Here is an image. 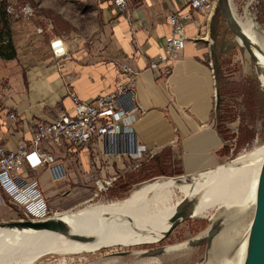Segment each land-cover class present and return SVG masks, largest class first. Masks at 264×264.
I'll return each mask as SVG.
<instances>
[{
  "label": "crops",
  "instance_id": "crops-1",
  "mask_svg": "<svg viewBox=\"0 0 264 264\" xmlns=\"http://www.w3.org/2000/svg\"><path fill=\"white\" fill-rule=\"evenodd\" d=\"M237 2L232 4L238 10ZM97 3L108 11L107 38L99 45L100 59L66 57L60 64L54 60L32 67L19 86L21 90L17 87V94L12 93L9 101L11 107L7 109L14 117L10 119L6 109L1 112L0 142L6 147L27 144L37 122L49 121L62 111L70 112L67 90L82 100L110 91L124 80L119 64L125 62L137 70L134 91L142 112L133 122V132L145 151L139 161L125 156L105 159L96 144L75 153L57 152L64 169L62 178L52 180L43 167L30 172L49 207L68 204L69 182L88 185L92 177H113L110 191L119 195L143 182V175L153 168L195 174L218 167L229 146L221 135L228 131H220L212 115L215 81L207 60L211 46L214 53L220 50L214 32L218 15H223L215 2L206 13L191 12L186 0H128L123 13L115 11L108 0ZM242 3L239 11L244 16L250 4L264 6L263 0ZM170 11L189 13L184 22L187 38L170 70L159 76L158 69L147 67V60L162 50L169 33L166 14ZM12 207L17 206L0 195V222L17 219Z\"/></svg>",
  "mask_w": 264,
  "mask_h": 264
},
{
  "label": "rangeland",
  "instance_id": "rangeland-1",
  "mask_svg": "<svg viewBox=\"0 0 264 264\" xmlns=\"http://www.w3.org/2000/svg\"><path fill=\"white\" fill-rule=\"evenodd\" d=\"M242 1L245 2L246 0H238L237 3L240 5V8L238 6L237 10L235 8L236 4H232L233 2L235 3V0L232 3L229 0L228 4L232 18L237 21L239 28L242 26L241 22H246L249 26L255 25L256 28L254 30L264 37V18L262 17L264 7L252 3L253 5L250 4L244 16V13L239 11L243 6ZM25 4L31 8V13L27 16L20 13V8ZM5 5L12 6L13 14H5ZM106 11L97 3V0H0V34L9 37L14 49V57L12 59L4 60L0 58V115L3 113V109L7 110L6 114L11 112V109H7V107H11L8 104L12 93L17 94V92H14L17 87L18 90H21L19 86L21 87V83L25 82L26 73L38 64L45 65L49 62H54L56 52L63 51L65 58L79 56V60L100 59L101 50H99V45L106 43L107 38L106 15L108 11ZM221 22H224V24H221ZM217 23L214 38L217 41L216 47L220 50L216 51L214 56L211 57L209 49L207 62L211 69L212 79L215 81V88H221L224 89L223 91H226L223 96H219L220 100L217 112L214 110V96L212 97V115H214V122L217 126L219 123V119H217L218 109L219 113L222 114V111L225 113L226 109L229 108L227 111L229 121L227 120L228 122L225 125L228 128L225 143L229 144V146L226 153L219 160L221 165H226L234 161L241 154L264 145V80L258 78V72L254 66L255 61L252 52L254 53L256 48H250V51H247L243 45H238L237 37L228 27L223 15H218ZM246 37L248 36L245 34ZM55 41H58V46L54 47L52 43ZM244 41L246 42V40ZM246 43L248 44V42ZM178 56L176 59H178ZM173 62L171 61L169 65ZM160 64H158L157 69L159 71L162 68L165 69L159 75L162 76L170 68L168 67V63H166V67H164L165 63H163V66H160ZM52 153L58 159L57 151H52ZM142 158L143 155L138 158V161ZM191 173H180L175 168H153V170L143 175V182L119 195L111 192V188L109 187L106 192L93 196L95 192L94 179L97 178L92 177L88 185L79 181L69 182L67 186L70 189L67 191V193H70L68 204H63L60 208L48 206V217L55 216L54 218L60 219L67 214L81 212V210L89 205H109L114 202L123 201L134 190L144 184L155 181H168L169 178L181 177L182 179H191L185 181V184L190 185L194 180H197L196 176L201 172ZM167 193L162 203L164 207L174 206L175 202L179 201L182 197L180 190L175 186H171ZM10 206L13 205L10 204ZM12 208L16 213V220L27 219L22 217L20 209H17V207ZM62 210H65L64 213L52 214L53 211ZM250 211L247 212L245 217L247 223L251 218ZM207 213L206 216L189 217L178 222L166 236L153 243L133 244L134 246L127 245L130 247H121L119 245L114 248H103L94 254L85 255V259L83 260H77L78 258L75 257L73 259L74 262H72V257L66 256V258H63L57 254H49L41 258L36 264H92L98 262L100 259L107 260L108 258H118L123 263H128L130 261V253L135 250L144 251L149 248L165 246L163 248L165 252L171 247L184 244L186 240L198 237V235L208 231L211 227V223L213 222L211 216L214 214L217 217L214 220L220 221V223L217 222L215 225L217 228L230 224V222L225 223L221 219L226 214L224 209L217 210V208H212ZM10 221L6 220L0 223ZM213 243L215 244V241ZM213 243L208 245L207 240H200L193 245L186 246L189 250L187 252V249H185L183 256H178L181 253L177 252L175 258L162 257L164 260L162 259L160 264H202L208 252L217 251V248L213 250ZM164 252L160 255L144 256L150 258L159 257L161 259L160 256L165 254ZM62 259H65V261L62 262Z\"/></svg>",
  "mask_w": 264,
  "mask_h": 264
},
{
  "label": "bare ground",
  "instance_id": "bare-ground-1",
  "mask_svg": "<svg viewBox=\"0 0 264 264\" xmlns=\"http://www.w3.org/2000/svg\"><path fill=\"white\" fill-rule=\"evenodd\" d=\"M241 25L243 40L248 42L250 48H256L252 52L254 66L258 78L264 80V37L254 30L255 25L249 26L246 22H241ZM245 34L248 37L245 38ZM237 43L241 44L239 38ZM263 150L264 145L241 154L229 164L201 172L190 185L185 184V181L191 179L169 178L168 181L144 184L123 201L109 205H89L81 212L70 213L59 219L66 224L64 231L0 227V264H36L49 254L72 257L74 262L75 257L83 260L85 255L94 254L103 248L119 245L130 247L159 241L169 218L179 211L180 204L185 200H192L189 217L206 216L210 209L217 208L226 212L221 219L225 223L230 222L228 226L216 227L208 245L215 241L212 248H217V251L208 252L202 264H240L249 224L245 217L249 210L252 214L255 183ZM171 186L177 187L182 197L174 206L164 207L163 199ZM211 217V227L220 223L214 220L217 218L215 214ZM206 233L196 238H202ZM185 249L188 252L189 248L181 244L153 254L155 256L164 252L161 259L145 257L143 251L135 250L130 253L128 263L118 258H108L92 264H160L164 260L162 257L172 259L177 252L181 253L178 256H183Z\"/></svg>",
  "mask_w": 264,
  "mask_h": 264
},
{
  "label": "built area",
  "instance_id": "built-area-1",
  "mask_svg": "<svg viewBox=\"0 0 264 264\" xmlns=\"http://www.w3.org/2000/svg\"><path fill=\"white\" fill-rule=\"evenodd\" d=\"M105 1V0H102ZM111 7L120 13L126 11L128 0H108ZM215 0H186L191 12H208ZM6 15L13 14L11 5H5ZM20 13H31L29 5L20 8ZM189 13L170 11L166 14L169 33L163 40L160 53L149 57L147 67L157 70L158 64L174 61L184 47L186 33L184 22ZM63 51L55 53L56 63L65 59ZM171 64L168 66L170 68ZM60 67V66H59ZM124 80L116 83L108 91L90 99L82 100L66 91L71 102L70 112H59L49 121L37 122L28 143L6 147L0 142V195L16 205L23 218L39 220L48 217L49 207L39 188L38 181L30 175L31 171L43 167L52 180L64 176L61 162L52 151L75 153L81 148L96 144L103 158L125 156L138 160L145 146L137 142L133 132V122L141 115L134 84L137 70L125 62L119 64ZM164 68L159 73H163ZM8 117L12 119L13 113ZM113 177L94 179V194L106 192Z\"/></svg>",
  "mask_w": 264,
  "mask_h": 264
},
{
  "label": "water",
  "instance_id": "water-1",
  "mask_svg": "<svg viewBox=\"0 0 264 264\" xmlns=\"http://www.w3.org/2000/svg\"><path fill=\"white\" fill-rule=\"evenodd\" d=\"M215 6L221 10L223 17L230 28V30L235 34L237 38L240 39L241 44L247 51H250V47L243 40L240 28L237 21L232 18L230 12V7L228 5L229 0H215ZM242 17V16H241ZM52 46H58V41L52 43ZM210 56H214V49L210 47ZM220 97L218 95L217 88L214 89V110L217 112L218 103ZM175 177V176H174ZM169 178V177H167ZM192 200H185L184 203L180 204V209L178 212L173 214L169 218V223L164 230V233L159 238L162 239L166 236L178 223L187 218L189 207ZM0 227L8 228H31L35 230H46V231H64L66 230V224L59 220L51 217H46L41 220H28V219H18L11 220L10 222L0 223ZM216 226L211 227L204 237L202 238H191L184 241L185 247L195 244L200 240H209L210 237L214 235ZM165 247V246H164ZM163 246H158L156 248H149L144 250L142 255H153L162 252ZM125 253V252H124ZM240 264H264V150L261 155V160L258 167L257 178L254 189V200L251 218L248 224L247 235L244 244L243 255Z\"/></svg>",
  "mask_w": 264,
  "mask_h": 264
},
{
  "label": "trees",
  "instance_id": "trees-1",
  "mask_svg": "<svg viewBox=\"0 0 264 264\" xmlns=\"http://www.w3.org/2000/svg\"><path fill=\"white\" fill-rule=\"evenodd\" d=\"M264 1V0H263ZM264 7V6H262ZM261 15V13H260ZM262 17L264 18V11H262ZM14 57V49H13V46H12V43H11V40L9 39V37H5L3 36V34H0V58L1 59H4V60H9V59H12ZM218 90V95L219 96H223V94L226 92V91H223L224 89H217ZM228 109H226L225 113H223L222 111V114L219 113V109H218V114H217V119H219V123H218V129L221 131H226L227 128H225V125L226 123L229 121V117L227 116L228 114ZM228 120V121H227ZM222 138L223 139H226V135L225 133H222Z\"/></svg>",
  "mask_w": 264,
  "mask_h": 264
},
{
  "label": "flooded vegetation",
  "instance_id": "flooded-vegetation-1",
  "mask_svg": "<svg viewBox=\"0 0 264 264\" xmlns=\"http://www.w3.org/2000/svg\"><path fill=\"white\" fill-rule=\"evenodd\" d=\"M214 2H215V1H214ZM203 260H204V259H203ZM203 260H202V261H203ZM202 261H201V262H202ZM201 262H200V263H201Z\"/></svg>",
  "mask_w": 264,
  "mask_h": 264
}]
</instances>
